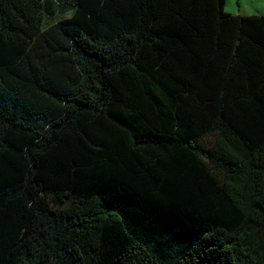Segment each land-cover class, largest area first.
<instances>
[{"label":"trees","instance_id":"trees-1","mask_svg":"<svg viewBox=\"0 0 264 264\" xmlns=\"http://www.w3.org/2000/svg\"><path fill=\"white\" fill-rule=\"evenodd\" d=\"M226 0H0V264H264V14Z\"/></svg>","mask_w":264,"mask_h":264},{"label":"rangeland","instance_id":"rangeland-1","mask_svg":"<svg viewBox=\"0 0 264 264\" xmlns=\"http://www.w3.org/2000/svg\"><path fill=\"white\" fill-rule=\"evenodd\" d=\"M224 9L240 15L264 14V0H226Z\"/></svg>","mask_w":264,"mask_h":264}]
</instances>
